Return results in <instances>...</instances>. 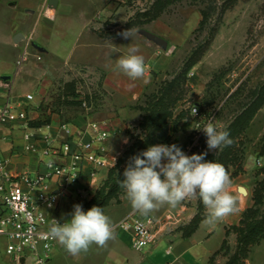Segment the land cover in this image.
Instances as JSON below:
<instances>
[{"label": "rangeland", "instance_id": "obj_1", "mask_svg": "<svg viewBox=\"0 0 264 264\" xmlns=\"http://www.w3.org/2000/svg\"><path fill=\"white\" fill-rule=\"evenodd\" d=\"M156 1L119 0L116 5L120 11L93 19L90 8L83 9L88 11L87 14L81 13L83 3L78 0L76 9L59 16L51 30L36 25L32 31L37 13L34 15L29 10L32 12L37 8V0H21L10 13L3 11L0 15V77L13 78V97L26 93L34 97L29 102L31 109H37L36 104L41 103V110L47 106L58 108L64 121L83 119L85 122L118 124L120 129L115 138L116 148L121 152L118 161L136 138L141 137L138 125L142 111L139 107L145 104V95L155 91L161 82L176 76L193 48L205 43L210 27L216 25L217 31L208 49L187 76L184 99L175 106V115L183 109L188 113L179 121L176 131L171 124L172 140L186 155L200 154L208 151L207 137L200 130L208 122L218 131H228L234 143L217 151H208L205 159L222 164L229 173L242 167L238 175L251 177L255 188L264 179V0H216L215 11L207 27L201 30H198L201 9L206 7L207 0H183L167 6L156 19L131 28L132 40L116 34L130 19L137 23L150 18L146 13L152 11ZM90 23L91 29L102 39L90 31ZM13 26H17L18 34L24 32L27 36L14 35ZM17 38L22 41L18 46L14 45ZM35 43L41 48L35 49ZM131 43L139 47L138 54L144 59L152 57L148 60L150 67L145 62V74L150 73L153 84L129 99L115 87L119 85V73L115 71L119 70L117 59L127 55V46ZM112 44L120 47V53L111 54ZM144 77L140 79L143 81ZM73 80L77 82L79 100L88 98L86 104L58 102L64 83ZM193 106L201 111L195 117L191 111ZM202 106H205L204 111ZM249 155L256 157L254 165L248 163ZM231 161L235 164L231 165ZM106 179L98 182L95 193ZM195 201L197 207L198 197L188 198L175 207L165 204L148 215L159 219L171 214L169 220L179 225L175 230L182 231L186 224H181V210L191 207ZM83 202L85 200L76 204ZM259 209L264 212V200ZM103 211L114 224L119 213L125 215L134 210L123 190L119 200L112 199ZM203 213L201 210L200 214ZM109 241L104 247L91 244L88 250L93 247V257L82 251L90 257L84 264H100L106 260ZM6 246L4 238L0 237V264H15L7 256ZM165 247L166 243L161 245L162 250ZM231 250L227 245L223 254L231 255Z\"/></svg>", "mask_w": 264, "mask_h": 264}, {"label": "crops", "instance_id": "obj_2", "mask_svg": "<svg viewBox=\"0 0 264 264\" xmlns=\"http://www.w3.org/2000/svg\"><path fill=\"white\" fill-rule=\"evenodd\" d=\"M21 0H0V15L4 12H11ZM78 0H37V8L30 13L36 15L37 20L33 22L32 31H35L36 25H41L45 30L53 28L54 22L57 21L59 16L72 13L76 9V2ZM82 4L81 13L87 14V10L84 8H90L92 18L95 19L100 15H111L117 9V1L119 0H79ZM93 21V20H92ZM91 21V23H92ZM22 23V22H21ZM90 31L98 36V33L91 29ZM23 24V23H22ZM52 24V25H51ZM17 26H13V33H20L17 30ZM27 36L26 33L18 34ZM99 37V36H98ZM20 38V39H21ZM101 38V37H99ZM102 39V38H101ZM104 40V39H103ZM19 41V42H18ZM22 41L15 39L14 45L18 46ZM35 49L41 48L35 43ZM27 47V45H26ZM28 53V47L26 49ZM24 56V55H23ZM22 56V58H23ZM27 54H25V58ZM40 58V57H39ZM152 57H145L147 66L150 67L148 62ZM83 61V60H82ZM20 62V60H19ZM81 62V61H75ZM153 69V68H152ZM156 70V69H154ZM18 72V71H17ZM119 73V85H115L117 89L123 92L129 99L135 98L140 93L144 92L146 88L152 86L153 79L150 73H146L144 80L136 79L131 80L126 75H122L119 70L115 71ZM3 76L0 77V105L8 100H12L18 105L20 111L25 113V118H21L16 115L10 122V124L0 127V158L9 159L8 169L13 174L19 173H39L46 170L45 161L54 159L57 162L70 163V159L63 155H43L42 151L46 146H58L60 143L70 138L72 141L77 138H82L85 141L93 140L96 131L93 128V124H97V133L104 134L102 141L94 140V148L103 146L106 148V156L110 161V165L100 167L96 176L95 182L91 183L90 169L91 165L86 164L83 170V178L81 182V191L66 193L60 197L59 205L56 210V214L64 221L70 220L69 215L73 211V206L77 202H82V209L86 201H89L94 195L98 187V182H102L107 178L109 168L114 164L113 158L117 161L120 151L116 148L115 138L118 136L117 130L120 126L111 125L107 121H88L83 119L74 121H64L59 114L54 113L52 115V121L50 125H46L40 128L30 127L28 125L29 119H38L41 117L42 110L40 108L41 103L36 104L37 109H31L27 99V93L21 96L12 95L11 81L10 79L3 80ZM110 74L107 78L109 79ZM120 86V87H119ZM34 89V87H32ZM34 100V97L33 99ZM70 131V136L63 130V126ZM31 135V142L38 145L39 151L37 153L24 151V146L28 141L25 139V135ZM49 136L51 141L48 143L44 140V137ZM115 150H117L116 153ZM232 185L229 191L237 198L238 211L230 214L219 221L209 223V211L206 209L207 217L202 220L196 231L189 237H184L182 231H176L178 223L169 220L171 214H166V217H162L156 220V229L154 233V240L146 249L137 250L133 247V235L130 231L116 227L117 223L126 215L132 213L129 211L125 215L119 213V218L113 224L114 237L109 241L108 253L106 260L100 264H224L229 255H224L223 252L216 254L217 251L223 245V242L227 239L228 245L231 247L233 253L237 245V234L233 231L227 233V229L233 225H238L244 212L254 205L253 191L254 186L252 184L251 177L247 174L244 176L238 175L232 178ZM245 189V192L241 190ZM86 190L90 193V198H86L82 193ZM197 201L193 203L191 207H185L182 212V223L188 224L193 216L197 213L196 207ZM138 216H141L137 212ZM2 237V236H0ZM5 242L7 240L5 237ZM166 243L164 250L161 249V245ZM134 250L138 251L136 253ZM93 247L91 251H86L93 257ZM90 257L82 254L72 256L60 245L56 240L52 245L50 258L46 264H84ZM150 259V260H149ZM245 264H264V239L259 244H256L251 248L248 257L245 259Z\"/></svg>", "mask_w": 264, "mask_h": 264}, {"label": "clouds", "instance_id": "obj_3", "mask_svg": "<svg viewBox=\"0 0 264 264\" xmlns=\"http://www.w3.org/2000/svg\"><path fill=\"white\" fill-rule=\"evenodd\" d=\"M118 35L132 40L131 29ZM139 52V47L131 43L127 55L117 59L119 70L133 81L145 75V59ZM112 53H120V47L112 44ZM191 111L195 117L197 109L193 106ZM200 130L207 137L208 151L234 143L228 131H218L211 122ZM208 151L186 155L176 144L150 146L129 158L119 187L124 189L132 209L142 215L165 204L175 207L185 199L198 197L209 211L208 222L219 221L238 211L237 198L229 191V172L222 164L207 161ZM247 161L254 165L256 157L249 155ZM69 215L71 219L63 224L53 219L49 236L72 256L86 252L93 243L104 247L114 237L113 224L102 207L93 206L85 212L82 205L76 204Z\"/></svg>", "mask_w": 264, "mask_h": 264}, {"label": "built area", "instance_id": "obj_4", "mask_svg": "<svg viewBox=\"0 0 264 264\" xmlns=\"http://www.w3.org/2000/svg\"><path fill=\"white\" fill-rule=\"evenodd\" d=\"M32 100L31 94L27 95ZM197 114L199 107L195 106ZM18 115L25 118L18 105L8 100L0 105V127L10 124ZM63 130L70 136L64 125ZM96 135L93 140L85 141L68 138L58 146H46L43 155H63L70 163L57 162L54 159L45 161L46 170L39 173L13 174L9 171V159L0 158V236L7 240L6 254L15 264H46L50 258L55 239L49 236L53 219L63 224L57 214L60 197L73 190L80 192L83 170L86 164L91 165V183L100 167L110 165L103 146L94 148V140L102 141L104 134L97 133V124H93ZM28 141L24 151L37 153L39 147L31 142V135L26 134ZM48 143L49 136L44 137ZM260 164V161H258ZM90 198L86 190L82 193ZM51 205V206H50ZM116 227L128 230L133 235V247L142 250L152 244L156 229V220L151 215L138 216L136 211L122 218Z\"/></svg>", "mask_w": 264, "mask_h": 264}, {"label": "trees", "instance_id": "obj_5", "mask_svg": "<svg viewBox=\"0 0 264 264\" xmlns=\"http://www.w3.org/2000/svg\"><path fill=\"white\" fill-rule=\"evenodd\" d=\"M181 1L183 0H157L152 7V11L146 13V15H150V18L141 20L137 23H134L133 19H130L125 24V27L117 31L116 34L131 29L138 23H144L156 19L167 6ZM191 1L196 2L199 0ZM206 2V7L201 9L202 19L199 23L198 30L207 27L208 20L216 8V0H207ZM216 31V25L210 27L209 39L205 43H199L193 48L190 55L185 59L182 70L172 79L161 82L155 91L145 95V104L139 107L142 111V119L138 125L141 130V137H137L136 141L130 145L118 159L116 165L109 169L107 179L103 186L87 203L84 204L83 210L85 212L93 206L102 207V209H104L109 205L112 199L119 200V195L124 190L119 187V180L122 181L124 179L123 172L130 157L147 150L148 147L153 145L173 144L170 126L173 124V131H176L179 121L188 113L187 110L183 109L178 115H175V106L179 101L184 99L187 86V76L208 49ZM70 98H72V100H70ZM79 98L80 95L77 91V82L73 80L64 83L61 93L59 94L58 102H60V104L81 105L83 103L86 104L88 101V98L84 100H79ZM57 105V107H59V104ZM41 108L42 104L40 105V109ZM201 110L204 111L205 106H202ZM54 113L59 114L63 119L58 108L51 109L47 106L45 107V110L42 109L41 117L38 119H29L28 125L35 128L50 125ZM262 152H264V149ZM230 164L233 165L235 162L231 161ZM240 171H242V167L238 166L236 171L229 173L230 179L238 176ZM253 200L254 205L244 212L239 224L233 225L227 229V233L233 231L237 234V246L235 251L229 255L224 264H245V259L248 257L251 248L264 239V212L259 209V206L262 205L264 200V179L256 184L253 191ZM197 209L198 212L193 216L190 222L183 227L182 232L184 237L191 236L199 227L202 220L208 215L206 213L207 208L200 198H198ZM201 210L204 211L203 214H200ZM227 245L228 241L226 239L216 254L223 252Z\"/></svg>", "mask_w": 264, "mask_h": 264}, {"label": "water", "instance_id": "obj_6", "mask_svg": "<svg viewBox=\"0 0 264 264\" xmlns=\"http://www.w3.org/2000/svg\"><path fill=\"white\" fill-rule=\"evenodd\" d=\"M17 40H20V38H17ZM2 79H3V80H8V79H10V76H3ZM241 190H242L243 192H245V189H244V188H241Z\"/></svg>", "mask_w": 264, "mask_h": 264}]
</instances>
